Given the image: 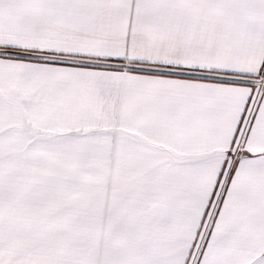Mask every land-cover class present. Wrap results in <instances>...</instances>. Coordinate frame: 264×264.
<instances>
[{
	"label": "snow or ice",
	"instance_id": "obj_1",
	"mask_svg": "<svg viewBox=\"0 0 264 264\" xmlns=\"http://www.w3.org/2000/svg\"><path fill=\"white\" fill-rule=\"evenodd\" d=\"M0 264H264V0H0Z\"/></svg>",
	"mask_w": 264,
	"mask_h": 264
}]
</instances>
